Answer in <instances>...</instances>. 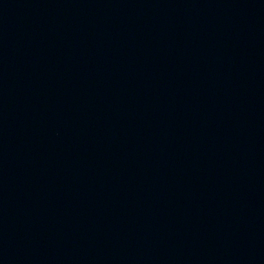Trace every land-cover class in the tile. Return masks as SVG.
<instances>
[{
    "label": "water",
    "instance_id": "95a60500",
    "mask_svg": "<svg viewBox=\"0 0 264 264\" xmlns=\"http://www.w3.org/2000/svg\"><path fill=\"white\" fill-rule=\"evenodd\" d=\"M0 264H264V0H0Z\"/></svg>",
    "mask_w": 264,
    "mask_h": 264
}]
</instances>
